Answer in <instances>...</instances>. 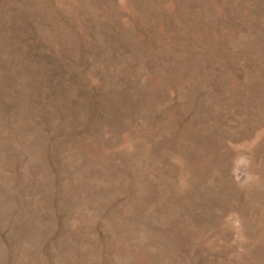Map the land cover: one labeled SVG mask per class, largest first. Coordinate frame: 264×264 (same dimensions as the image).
I'll return each instance as SVG.
<instances>
[{
	"label": "rangeland",
	"instance_id": "obj_1",
	"mask_svg": "<svg viewBox=\"0 0 264 264\" xmlns=\"http://www.w3.org/2000/svg\"><path fill=\"white\" fill-rule=\"evenodd\" d=\"M0 264H264V0H0Z\"/></svg>",
	"mask_w": 264,
	"mask_h": 264
}]
</instances>
